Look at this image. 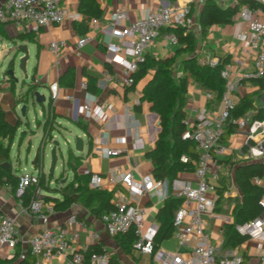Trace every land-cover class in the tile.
<instances>
[{"label": "crops", "instance_id": "crops-1", "mask_svg": "<svg viewBox=\"0 0 264 264\" xmlns=\"http://www.w3.org/2000/svg\"><path fill=\"white\" fill-rule=\"evenodd\" d=\"M4 1L0 0V5ZM174 1L99 0L102 10V15L98 18L99 24L97 27H93L88 23V31L86 33L92 39L91 42L79 50L75 49V42L83 34H78L75 31L73 23L81 21L84 17L78 11V0H66L64 7L67 17L62 23L40 28L37 32H26L16 28L10 22L4 23L3 27L6 36H0V108L4 111L5 120L12 125H19L16 134L20 132V135H23L24 132L31 131L32 135L37 137L38 144L41 129L36 127L34 121L42 117L48 102L51 101L56 113L53 130L54 138L59 141H65L68 145L71 138L79 137L82 139V152L72 151L75 156L81 157V162L76 169L77 175H84V171L88 170L105 176L115 171L124 172L133 168L135 182L141 183L146 178H148V181L154 180L151 163L145 157V154L153 147L157 139L160 131L159 119L155 113L150 112L147 103L142 105L141 112H136L133 109L139 103L142 87L149 77L137 83L132 91L121 86L118 79L123 75L124 70L116 63L107 62V54L101 41L107 34V21L113 11H125L128 20L123 24H128L142 18L147 10H154L161 3L168 4ZM211 1L215 5L225 8L233 6L238 0ZM249 1L258 3V0ZM190 9L191 17L198 25L197 21L201 5H192ZM253 9L257 10L255 16L263 19L264 10L261 8ZM193 32L195 33L196 54L199 60L208 54L217 61H225L223 69H228L233 79L242 78L233 94L235 104L247 94L259 90L257 85H252L247 78H243L253 72L256 53L246 46L247 26L238 13L228 23L210 26L204 39L201 38L199 30L196 28ZM20 34H30L33 40L27 39V37L18 39L17 36ZM171 36L172 34L167 30H160L145 54L154 59H164L172 55L177 44L172 45L170 43L169 39ZM11 39L15 41L12 42ZM61 40L65 41V46L60 50L59 55L56 56L49 50L48 45L51 41ZM123 41L126 43L130 41V38L127 37ZM19 45L26 46L28 59L25 63L26 75L22 74L18 69V60L23 54L19 53L13 61L14 76L17 78L16 82L13 81L15 94L24 93L29 83L36 82L38 84L36 91L45 96V101L40 104L28 100L24 116L20 114V107L23 103L14 104L10 83L5 76L8 63L13 57L14 49ZM120 55L129 60V57L123 53ZM69 68L74 71L73 86L58 85V97L52 101L50 99L49 85L57 82L58 78ZM180 74L182 73L178 70V75ZM89 79L94 83L97 90L96 93L87 91L86 86L83 87V84L86 85ZM243 79L246 80L242 81ZM206 93H211V91L200 87L191 78H187V100L184 107L187 127L193 124L198 111L202 108L207 109L208 113L214 115L222 110L221 103L207 99ZM67 96H70L71 99H66ZM86 102H92L95 112L92 117H86L80 111V106ZM259 102L256 101V105L260 106L262 104L263 107L264 96ZM99 115L101 117H97ZM78 121L85 125V129L76 125ZM30 127L34 129H28ZM26 136H24L25 139L23 138L22 141H19V144L23 140H27L30 147L32 146L31 139ZM119 138H123V142H118L117 139ZM244 140L245 131L238 129L237 126H235L234 133H231L226 139L224 145L227 147V152L222 158L218 159V180L215 182L214 192L209 194V197L214 199L217 205L204 216L205 228L210 235V243L216 248L218 257L224 254H236L242 256L244 264H260L262 251L257 248V244L253 240L247 239L242 244L233 247L223 248L222 246L223 228L227 224H234L233 209L235 204L240 203L242 200L231 164L236 161H264V159H245ZM13 144L14 141L10 151ZM37 144L35 147H37ZM101 148H119L123 151L116 157H103L98 153ZM64 160L66 161L67 157ZM9 165L11 166V164ZM64 166H66L65 162ZM11 169L13 172H17L16 174L18 175L22 174L17 171V168L13 169L11 166ZM33 169L37 170V167ZM72 176L73 173L71 172V176L70 178L68 177L66 182H69ZM178 179L194 180L193 171L179 173ZM262 181L264 182V176ZM101 183L103 190L114 191L113 198L120 195L129 197L133 205L144 209V229L151 225L158 226L155 214L164 201L158 194L152 191H145L139 196L131 197L128 190L121 184H112L105 179ZM50 185H54V183L50 181ZM223 186L226 187L223 189ZM224 200H227L225 209L228 212V216L226 217L220 215L221 202ZM0 213L14 218L18 231L17 246L22 251L27 249V239L45 227L36 217L29 214L22 207L9 188L1 185ZM72 214L77 216L78 221L91 226L93 232L98 235L95 240L87 229H81L77 225L70 226L68 228L69 232L76 231L79 234V239L74 244V249L76 250L79 246H84L86 249L99 247L113 257V264H162L168 255L177 251L181 252L186 259L191 257L190 249L194 245V240H190L186 248H178L172 235L170 238L160 242L156 254H140L133 250L130 254H124L113 237L106 233L99 217L92 215L90 210L80 203L73 204L65 211L54 210L49 215L46 227L53 231L65 228L66 220ZM12 253L13 250L6 246H0V260L9 259ZM33 258V264H48L41 257ZM49 263L65 264V257H53Z\"/></svg>", "mask_w": 264, "mask_h": 264}, {"label": "built area", "instance_id": "built-area-1", "mask_svg": "<svg viewBox=\"0 0 264 264\" xmlns=\"http://www.w3.org/2000/svg\"><path fill=\"white\" fill-rule=\"evenodd\" d=\"M204 1L175 0L168 4L161 3L154 10H147L142 18L128 24H123L128 20L125 11H113L107 21V34L101 42L107 54V62L116 63L124 70L123 75L118 79L119 84L125 88L133 85L132 74L136 72L138 64L143 62L147 49L160 30L176 26H182L187 31H193L195 28L199 30V26L191 17L190 7L202 5ZM65 2L66 0H5L0 5V21L10 22L16 28L26 32H37L40 28L60 24L66 19ZM258 4L264 6V0H258ZM256 12L257 10L250 8L248 4L240 5L237 12L247 26L246 46L256 53L253 72L243 78L264 79V12L263 19L255 16ZM98 24V18H92L89 21V25L93 27H97ZM127 37L130 38V41L124 43L123 40ZM91 39L88 33L79 36L75 42V49H81L91 42ZM169 41L172 45L177 44L173 35ZM64 46L65 41L63 40L51 41L48 48L57 56ZM121 53L129 57V60L122 57ZM200 61L209 66H214L218 62L208 54L203 56ZM221 77L225 81V89L220 99L222 110L214 115L202 108L198 111L193 124L188 126L183 134L184 138L194 141L198 154L197 160L194 162V180L176 179L169 188L166 180L148 181L146 178L141 183L135 182L133 168L124 172L115 171L105 176L88 170L84 171V175L89 176V188L91 189H102L101 182L105 179L112 184H121L128 190L131 197L139 196L145 191H152L163 200L170 194L182 200L174 216L172 238L178 248H186L190 240H194V245L190 249L191 257L186 259L181 252L177 251L168 255L162 264H244L241 255L217 256L216 248L210 243V235L206 231L204 220V216L215 206V200L211 199L209 194L214 192L215 182L218 180V159L227 152V147L222 143L221 136L230 111L235 106L233 94L242 79H233L230 71L226 68L222 69ZM85 86L83 84V87ZM49 92L52 101L57 99L59 92L57 82L49 85ZM206 98L212 99V94L206 93ZM66 99H71V97L67 96ZM93 109L92 102H86L80 106L81 113L86 117L94 116ZM97 117H101V115ZM232 122L238 129L245 131L243 142L245 159H264V120L237 118ZM117 141L123 142V138H119ZM122 151L119 148H101L98 153L103 157H116ZM182 161L185 162L186 159L182 157ZM51 182L54 183L53 180ZM252 182L264 187L262 178L255 177ZM37 183L38 170L22 173L16 195L21 194L25 187L35 186ZM111 203L113 209L99 217L106 233L113 237L133 228L138 237L133 244V251L140 254H153V237L158 226L151 225L144 229V209L133 205L129 197L116 196L111 200ZM259 204L263 208L262 214L243 225H237L235 228L239 234L256 242L257 248L262 251L260 264H264V191ZM26 211L45 226L26 241L27 250L33 257H41L48 264L53 257L59 256L65 257V264H111L108 252H92L84 256L83 252L86 250L84 246L74 249L79 234L76 231L69 232L70 226L77 225L81 229H87L93 239L98 238L91 226L78 221L75 214L67 218L65 228L53 231L46 227L49 215L54 211L50 203L41 199L32 200ZM17 237L18 231L14 218L0 213V246L14 250L17 245Z\"/></svg>", "mask_w": 264, "mask_h": 264}, {"label": "trees", "instance_id": "trees-1", "mask_svg": "<svg viewBox=\"0 0 264 264\" xmlns=\"http://www.w3.org/2000/svg\"><path fill=\"white\" fill-rule=\"evenodd\" d=\"M242 4H248L250 8L264 10V6L255 1L238 0L233 6L221 8L211 0H205L201 5L197 21L201 38H205L210 26L230 22ZM78 11L84 17L81 21L73 23V27L78 34H85L88 31L89 21L92 18H100L102 15L99 0H78ZM3 25L4 22L0 21V36L5 37ZM165 30L176 39L177 47L173 54L164 59H154L146 55L143 62L138 64L136 72L132 74L133 85L127 89L129 91L134 90L137 83L149 77L142 87L139 103L133 109L136 112H141L142 105L147 103L150 112L158 116L160 131L153 147L146 152L145 157L151 163L153 179L156 181L166 180L170 188L172 182L178 179L179 173L194 170V162L198 157L194 141L183 137L187 129L184 110L187 100V78H191L200 87L210 90L212 100L220 102L225 89V81L221 77L225 61L219 60L214 66L202 63L196 54L197 46L193 31H187L182 26L169 27ZM24 37L33 40L30 34L17 36L18 39ZM11 41L14 42L15 40L11 39ZM8 68H12V63L9 64ZM178 70L182 74L176 77L175 72ZM244 80L246 79L242 81ZM247 80L252 85H257L259 90L241 98L231 109L229 118L223 127L221 136L223 144L226 143L227 137L235 131L236 125L232 120L240 117L247 120H264L262 104L260 106L256 105V101L259 102L264 96V79L247 78ZM7 81L10 83L15 105L26 102L27 96L32 94L38 87L36 82H31L27 85L24 93L16 95L13 79L7 78ZM57 83L60 86H73V69H67L58 78ZM86 90L91 93L97 92L91 79L86 83ZM55 119L56 113L50 101L42 117L34 121L36 127L41 129L39 145H45L51 141ZM76 125L85 129V125L80 121L76 122ZM18 126V124L8 123L5 120L4 111L0 108V185L9 188L23 208L26 209L32 200L41 199L46 203H50L53 209L57 211H65L73 204L80 203L87 207L95 217H100L101 214L113 209L111 200L114 191L89 188V176L77 175L76 173L81 157L75 156L71 150H68L66 160L67 169L73 173L69 182L60 184L61 175L54 180V185H50L53 177L45 175L43 165L39 163L37 165L38 183L35 186L25 187L21 194L16 195L21 174L18 175L17 172H13L11 166L6 169L2 164L5 162L10 164V147ZM23 138L24 134H21L19 141H22ZM182 157L186 159L185 162L182 161ZM231 169L236 185L242 195V200L240 203L235 204L233 209L234 224H227L223 228V248L238 246L246 241L247 236L239 234L235 227L255 219L263 212L259 200L264 187L263 185L254 184L252 180L255 177L262 178L264 176V161L252 163L236 161L231 164ZM224 187L226 186H223V189ZM181 201L180 198L170 194L157 210L155 220L158 223V228L153 237V254L157 251L161 241L171 237L174 230V216L181 205ZM113 239L124 254H130L138 237L134 229L129 228L126 232L113 236ZM92 252L101 253L106 251L99 247L87 248L83 254L87 256ZM33 262L34 258L29 254V251L27 249L22 251L17 245L9 259L0 260V264H33ZM110 262L113 264L111 255Z\"/></svg>", "mask_w": 264, "mask_h": 264}, {"label": "water", "instance_id": "water-1", "mask_svg": "<svg viewBox=\"0 0 264 264\" xmlns=\"http://www.w3.org/2000/svg\"><path fill=\"white\" fill-rule=\"evenodd\" d=\"M19 53H22L23 55L18 60V69L20 70V72L22 74L26 75L25 63H26V60L28 59V52H27L25 45H19V46H17V48L14 49L13 57L8 63V66L10 63H12V68H7V70L5 72L6 79L11 78L15 82L17 81V78L14 76L13 61ZM28 100H32L33 103L40 104V103H43L45 101V96L36 90L32 94L28 95L26 98V102H24L20 107L21 116L25 115L26 103ZM62 143L68 145V143H66L65 141H62V140L59 141L58 139L54 138L53 133H52V139L49 143H47L45 145H39V142H38L37 147L35 148L34 156L31 160L30 166L32 168H36L39 163L44 165V161L48 156V158L50 160L49 168L47 171L48 176L53 177V173H54V170H55V167H56V164H57L59 158H60L61 162H63V164H62L63 170L62 171H65V169H67V167L64 166V162L66 164V161L64 159H66V157L68 155V150L81 153L82 152V139L79 137H76L73 139L74 148L71 149L68 147L66 149L65 158H64V155H63L62 150H61ZM249 163H252V162H249ZM2 166L7 168V169L10 167L9 163H7V162L3 163ZM66 179H67V175L60 180V183H64L66 181ZM54 180L55 179H53V181Z\"/></svg>", "mask_w": 264, "mask_h": 264}, {"label": "rangeland", "instance_id": "rangeland-1", "mask_svg": "<svg viewBox=\"0 0 264 264\" xmlns=\"http://www.w3.org/2000/svg\"><path fill=\"white\" fill-rule=\"evenodd\" d=\"M175 76H179L178 75V71L175 72ZM28 129H34L32 127L28 128ZM26 131H28L27 129H25ZM33 133L31 131H28L27 133L24 132V136L27 135L26 137H28V139H31V145L30 148L28 149V144L27 140H23L22 143L19 144V139H20V132H17V134L15 135L14 138V144L13 147L11 148L10 151V164L12 166L13 169L17 168L19 172L21 173H29V172H34V169L30 166L31 160L34 156V152H35V145L37 144V137L32 135ZM25 139V138H24ZM74 148V143H73V138H71L69 145L67 144H63L61 145V150L63 155L66 154V149L67 148ZM49 163L50 160L49 158H46L44 161V165H43V171L45 173V175H47V171L49 168ZM63 167H62V162L60 160V158L58 159V162L56 164L54 173H53V179L58 178L59 176L64 175V177L66 175H68V177L70 178L71 176V172L68 171L67 169H65V171H62ZM264 184V182H263ZM227 205V200H224L223 202H221V210H220V215L222 216H228V212L225 209Z\"/></svg>", "mask_w": 264, "mask_h": 264}]
</instances>
